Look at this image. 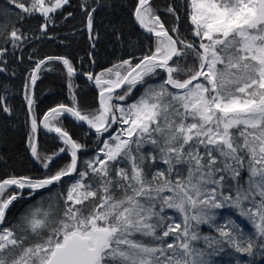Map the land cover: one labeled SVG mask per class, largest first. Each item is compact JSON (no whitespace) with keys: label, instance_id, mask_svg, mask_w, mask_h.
<instances>
[{"label":"snow or ice","instance_id":"obj_1","mask_svg":"<svg viewBox=\"0 0 264 264\" xmlns=\"http://www.w3.org/2000/svg\"><path fill=\"white\" fill-rule=\"evenodd\" d=\"M154 2L125 5L150 42L139 57L80 72L68 52L28 56L32 65L20 89L25 138L45 174L0 178V264H214L211 257L226 248L230 264L264 258V0H173L164 9L172 18L167 26ZM69 5L6 0L0 20L6 15L15 23H0V74L8 71L9 56L23 60L16 50L56 40L50 27L76 11L94 50L97 13L108 5L80 0L65 12ZM181 12L191 38L181 33ZM36 18L41 22L30 36L23 24ZM111 35L120 41L123 32ZM69 40L60 43L70 48ZM86 55L96 63L93 51ZM50 72L63 77L70 96L41 111L36 86ZM78 75L95 90L94 107L81 97ZM13 100L0 91L5 121L16 115ZM65 119L94 133L91 158L80 159L88 145L73 138ZM41 129L62 146L42 155ZM65 154L70 160L53 170ZM53 189L46 202L9 223L14 202L43 201L42 193ZM226 208L252 232L230 216L216 223V210ZM201 224H215L218 236L200 234ZM200 241L205 247H196Z\"/></svg>","mask_w":264,"mask_h":264},{"label":"trees","instance_id":"obj_2","mask_svg":"<svg viewBox=\"0 0 264 264\" xmlns=\"http://www.w3.org/2000/svg\"><path fill=\"white\" fill-rule=\"evenodd\" d=\"M80 0H70V5L65 8V12L73 11L75 6ZM108 6L101 8L97 13L98 31L100 33V39L94 50L90 49L87 34L81 24V13L76 11L74 19H68L65 21L62 17L56 20L55 25L50 27V34L57 36L56 40H40L33 41L31 46H25L23 50H16L17 56H22L23 60H16L12 62L14 57L9 56L8 59V71L0 74V91L7 89L9 95L14 97L12 101L17 112L15 117L8 118L7 121L0 116V125H6V127H0V178L16 174V175H34L41 176L45 174V170L42 169L39 162L35 161L31 156L26 144V128L24 125V111L22 109V94L20 89L27 75V70L31 67L32 62L28 59L30 54L35 55L36 59L43 58L46 55H59L66 52L71 53L76 59L74 63L77 65L80 72L93 71L99 72L103 68H108L112 64L116 63L119 59H127L130 55L139 57L145 52L149 46V40L147 35L142 33L139 28L130 21V15L125 5L134 3V0H102ZM169 3H173V0H155L154 7L160 8L161 18L165 20L167 24L172 23V18L165 14L164 9ZM6 8V0H0V12H3ZM7 22L9 26L15 23L14 17L8 18L6 15L4 20H0V23ZM41 21L36 19H30L23 24V28L28 31L31 36L36 32V29ZM187 18L181 12V33L182 35L191 38L190 29L187 28ZM21 27L20 24L16 25ZM119 29L123 32L120 41H117L112 35L114 29ZM75 33V35H72ZM38 34V33H36ZM68 35L71 43L70 48H65L60 43L64 40V37ZM0 45H3V39L0 38ZM11 49V45H5ZM35 50V51H34ZM93 51V56L96 60L95 64H90L89 58L86 55L87 52ZM80 58H83L81 61ZM191 63V62H189ZM15 75H11V73ZM75 85H78L83 90L80 93L83 99H86L91 106H95L96 92L92 88L90 82L82 76L74 78ZM142 89L136 91L132 100L136 99L140 95ZM36 95L39 98L40 110H46L48 107L53 106L55 103L68 102L70 96L69 91L65 86L63 77L57 72L43 73L42 78L37 82ZM131 100L129 101V103ZM64 124L73 135L74 139H77L82 144L88 145L81 154V160L88 159L95 154L96 137L94 133H88L83 126L74 122L72 119H65ZM88 133V134H86ZM39 145L42 155L51 154V152L62 145L59 141L54 140L53 137L46 136L44 134L39 135ZM147 147V146H146ZM70 160L68 156L59 159L53 165V170L59 168L63 164ZM56 189H53V193L43 192V201L41 196H37L35 200H22L14 202L11 210L7 214V220L9 223H16L18 218L27 212L37 202H46L47 199L55 193ZM169 215L176 216L174 210H167ZM218 215L216 217V223L224 224L227 217L235 219L237 222L245 224L248 232H252L249 222L240 217L236 210L231 208L216 210ZM176 222H180L179 218ZM199 232L202 235L218 236L215 231V224H201L199 226ZM196 247L203 248L205 244L200 241L196 244ZM211 251V249H208ZM231 250L227 249L225 252L220 253L217 256L211 257L214 264H230L232 257L228 254ZM264 259L257 255L255 258V264H261V260Z\"/></svg>","mask_w":264,"mask_h":264},{"label":"water","instance_id":"obj_3","mask_svg":"<svg viewBox=\"0 0 264 264\" xmlns=\"http://www.w3.org/2000/svg\"><path fill=\"white\" fill-rule=\"evenodd\" d=\"M139 30H140L142 33H144L143 30H141V29H139ZM144 34L147 35L146 33H144ZM79 76H82V75H79ZM82 77H84V76H82ZM84 78H86V77H84ZM83 127H84L86 130H88L86 126H83ZM41 133L44 134V135H46V136L53 137V134L47 133L46 130L41 129L39 135H40ZM65 156H68V157L70 158L69 155H66V154H65V155H62L59 159L65 157ZM80 158H81V157H80ZM59 159H58V160H59ZM58 160H57V161H58ZM57 161H56V162H57Z\"/></svg>","mask_w":264,"mask_h":264},{"label":"rangeland","instance_id":"obj_4","mask_svg":"<svg viewBox=\"0 0 264 264\" xmlns=\"http://www.w3.org/2000/svg\"><path fill=\"white\" fill-rule=\"evenodd\" d=\"M90 158H91V157H90ZM237 223H239V224L244 228V230H245L246 232H248L247 228L245 227V224H243L242 222H237Z\"/></svg>","mask_w":264,"mask_h":264}]
</instances>
